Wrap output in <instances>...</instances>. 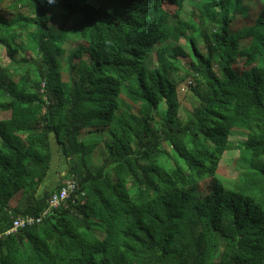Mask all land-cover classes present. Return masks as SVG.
<instances>
[{
	"label": "trees",
	"instance_id": "trees-1",
	"mask_svg": "<svg viewBox=\"0 0 264 264\" xmlns=\"http://www.w3.org/2000/svg\"><path fill=\"white\" fill-rule=\"evenodd\" d=\"M181 2L12 0L0 14V43L20 75L6 79L0 66V109L10 112L0 118V264H264V4L237 34L228 0H203L202 50ZM189 33L195 59L184 63ZM181 68L180 81L198 79L185 120L170 76ZM237 127L247 136L227 187L217 174ZM84 129L108 135L98 162ZM54 142L75 191L41 223L5 234L64 184L39 194Z\"/></svg>",
	"mask_w": 264,
	"mask_h": 264
},
{
	"label": "rangeland",
	"instance_id": "rangeland-1",
	"mask_svg": "<svg viewBox=\"0 0 264 264\" xmlns=\"http://www.w3.org/2000/svg\"><path fill=\"white\" fill-rule=\"evenodd\" d=\"M203 2V0H182L181 2V9H182V17L185 19H188L190 17H194L195 20L200 23V25H197L195 28V32L193 34V37L196 39L198 46L204 50V40L203 37L200 38V34L206 36V38H210V28L207 22L205 21L204 17L202 16V9L199 8V5ZM264 0H228V6L227 10L229 13V16L233 19V26L235 31H237V34L245 28L246 26H249L253 19L257 16V14L260 11V8L263 6ZM180 5V3H179ZM178 4L174 5H166V7L169 9V11L173 12L176 7L179 6ZM12 5V0H0V14H8L11 12L14 8ZM50 10L52 14V23L54 24H60L61 21V10L56 7V5H50ZM8 32L6 30H0V37L7 39L6 37ZM192 33H189L187 37H183L179 44H181L184 49L188 52L189 56H180V59L182 62H187L191 59H195L194 55L192 54V48L189 42V37L191 36ZM242 51L247 50V44L249 41V37L243 38L242 40ZM17 42L20 43L21 45L27 43V37L24 33L17 35ZM80 45V40L76 39L73 40L71 43L70 48H76ZM18 55H24L25 51L21 50L18 47ZM29 55H33V52H28ZM37 53V52H36ZM37 55V54H36ZM155 61V62H154ZM244 63V58L240 57L239 60L236 63V66L239 68L243 67ZM10 58L7 54V47L0 43V66L5 69L4 75L6 79H15L18 80L20 77L19 73L14 69V67L10 66ZM153 64L156 65V54H153ZM63 69H64V76H67V63L64 62L63 64ZM217 69V68H216ZM185 74V68L178 69L177 71L172 70L170 72V76L172 79L175 81L180 82L179 84V99L181 101V106H180V118L181 119H186L189 115V112L194 104L195 98L192 95L190 89L192 86H194L198 79L195 76H188L185 77L183 81L181 80V77ZM0 97V101H1ZM10 116V112L8 111H3L0 109V118H6ZM247 136V133L244 129L242 128H236L233 130V133L231 135V143L234 145V148L231 150H228L224 153L222 159H221V171L218 172L217 176L219 179L223 181V183L227 187H232L234 186V183L236 181L235 175H236V169L239 163L242 162V154H241V149L239 148L238 145L240 142L245 140ZM81 139L86 143V144H91L95 141H98L97 148L95 149L94 153L92 154L91 160L98 162L101 160V153L103 150H105V139H108L107 133H100L96 130H87L84 129L81 133ZM55 143V142H54ZM54 147V161H53V166L51 169V173H53L52 177L45 179L44 184L47 185H53V187L56 186L57 182L52 183L53 180H62V183H66V180L68 179L66 175H68V168L67 164L65 163L63 156L61 152H59L58 148L59 146L55 143L53 145ZM50 175V174H49ZM49 182V183H48ZM42 184L40 187V192L39 194H42L43 190L45 189V185ZM208 185H209V180H205L200 182L199 188L202 194L207 193L208 190ZM42 191V192H41ZM14 201V200H13Z\"/></svg>",
	"mask_w": 264,
	"mask_h": 264
},
{
	"label": "built area",
	"instance_id": "built-area-1",
	"mask_svg": "<svg viewBox=\"0 0 264 264\" xmlns=\"http://www.w3.org/2000/svg\"><path fill=\"white\" fill-rule=\"evenodd\" d=\"M77 187V183L74 179L70 178L66 180V183L62 185L61 188L57 189L53 192L48 199V206L44 209L41 215L33 216H19L14 219L13 226L6 230L5 234H11L18 231V229L23 227L32 226L38 223H41L43 219L52 213L56 208L64 204L67 199L71 196V194L75 191Z\"/></svg>",
	"mask_w": 264,
	"mask_h": 264
},
{
	"label": "crops",
	"instance_id": "crops-1",
	"mask_svg": "<svg viewBox=\"0 0 264 264\" xmlns=\"http://www.w3.org/2000/svg\"><path fill=\"white\" fill-rule=\"evenodd\" d=\"M52 175H53V174H52ZM52 175H51V176L49 175V176L52 177ZM50 177H49V178H50ZM56 181L59 182V180L56 179V180H53L52 183H55ZM58 182H57V184H58ZM48 183H49V182H48ZM57 184H56V185H57ZM44 185H45V184H44ZM45 187L53 188V185H49V184H47V185H45Z\"/></svg>",
	"mask_w": 264,
	"mask_h": 264
},
{
	"label": "clouds",
	"instance_id": "clouds-1",
	"mask_svg": "<svg viewBox=\"0 0 264 264\" xmlns=\"http://www.w3.org/2000/svg\"><path fill=\"white\" fill-rule=\"evenodd\" d=\"M47 2L50 4H54L56 2V0H47Z\"/></svg>",
	"mask_w": 264,
	"mask_h": 264
}]
</instances>
